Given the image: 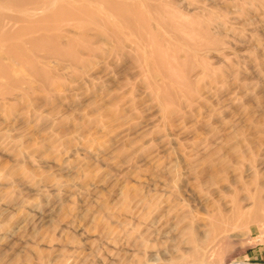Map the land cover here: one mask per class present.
Here are the masks:
<instances>
[{
    "label": "rangeland",
    "instance_id": "374dc122",
    "mask_svg": "<svg viewBox=\"0 0 264 264\" xmlns=\"http://www.w3.org/2000/svg\"><path fill=\"white\" fill-rule=\"evenodd\" d=\"M52 24L13 59L0 24V263L264 264L242 186L264 184V0H65Z\"/></svg>",
    "mask_w": 264,
    "mask_h": 264
},
{
    "label": "bare ground",
    "instance_id": "6f19581e",
    "mask_svg": "<svg viewBox=\"0 0 264 264\" xmlns=\"http://www.w3.org/2000/svg\"><path fill=\"white\" fill-rule=\"evenodd\" d=\"M6 1H9V3H6ZM64 1L65 0H0V24L3 23L6 27V31H5V35H4V39H6L5 49L7 51L12 52V59L14 58L15 55H17L19 58H21L23 55H25L24 49L26 48V45L33 44L34 41L37 40V37L40 39V42L42 43L41 45H45V42H46V40H48V37L51 38V40L55 44H58L60 42L59 31L53 32L52 36H50L47 34V30L50 28L49 21L53 22L52 25L54 26V28H59L58 26H60V23H62ZM24 25L26 27H28V29H29L28 31H21L20 30V28ZM53 26H52V28H53ZM37 29L39 31H38V36L36 37V35H34V33L37 32ZM11 39H14V40H11ZM15 51H17V52L20 51V53L17 54ZM3 55L5 56V54H3ZM46 57H47L46 52L43 54L37 55L36 62L38 63V66H39V73L44 70V63L46 61ZM7 61H5V62H7ZM14 62L19 63L20 61L17 60V58H16V59H14ZM9 66H10V64H7L4 67L6 69L5 71L7 74H11V71L9 70ZM25 73H27V72H25ZM14 74H17V73L15 72ZM17 75H15V76H17ZM16 78H18V77H16ZM13 80H14L15 84L18 83V81L16 79H13ZM242 186H243V188L248 189L247 192L249 191L248 192L249 194L247 196L252 199L251 200L252 201L251 203H253L252 205L258 206V207L264 205V200H263L264 184L259 181L257 174H256V178L254 181V185H253L254 187L253 188L248 187L245 183H243ZM236 208L240 209V206L236 205L235 209ZM253 217L256 219H259L260 217L264 218V207L262 208V215L261 214H255V215H253ZM63 248H64V245L61 248V251ZM66 252H69V251L67 250ZM66 252H64V254H62V252H61L60 256L56 252L58 255L57 254L53 255V256L57 255V258L55 257L56 259H53L49 256L40 254L36 258V260H32V259L27 258L24 261H25V264H66V263H69V261L71 260V257L73 256V254H72V256L70 257L69 255L65 254ZM24 255H26V254H24ZM2 260L0 262L5 261L6 259H4L3 261ZM8 261L9 260H7V262ZM18 261H14V262H16V264H18V263L22 264V262H20L21 260L19 262ZM11 262H13V260H11ZM11 262H10V264H14Z\"/></svg>",
    "mask_w": 264,
    "mask_h": 264
}]
</instances>
